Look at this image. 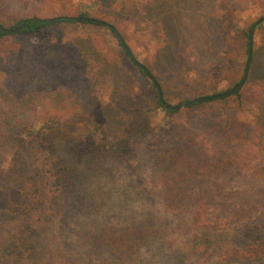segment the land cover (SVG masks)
<instances>
[{
  "label": "rangeland",
  "instance_id": "1",
  "mask_svg": "<svg viewBox=\"0 0 264 264\" xmlns=\"http://www.w3.org/2000/svg\"><path fill=\"white\" fill-rule=\"evenodd\" d=\"M81 14L176 106L241 80L264 0H0L5 29ZM155 93L97 25L1 39L0 239L29 233L34 264H262L264 22L239 95L167 112ZM63 165L71 186L54 194Z\"/></svg>",
  "mask_w": 264,
  "mask_h": 264
},
{
  "label": "trees",
  "instance_id": "2",
  "mask_svg": "<svg viewBox=\"0 0 264 264\" xmlns=\"http://www.w3.org/2000/svg\"><path fill=\"white\" fill-rule=\"evenodd\" d=\"M134 2L138 6L139 5L144 6V5L151 4L152 0H134ZM84 17H85L84 14H81V15H79V17H76V18H84ZM85 18H88L90 20H95V19H92V18H89V17H85ZM98 21H100V20H98ZM87 23H91L93 25H97L100 28H103V29H106V30L110 31V29L107 26L97 24L94 21L80 22L79 24H87ZM77 24L78 23L76 22L75 17H71V16H67V15H57V16H52V17H47V18L28 17V18L20 20L11 29H15V28H17L19 26H22L23 28H22V30L19 33L34 34V33H39L42 30L54 29V28H57V27H69V26H74V25H77ZM6 30H10V29H5L0 24V40L4 39L5 36L7 35V31ZM110 32L112 33V35L116 39V41L118 43V46L121 48V51H122L123 55L128 60L127 54L125 53L124 49L120 45L119 40L115 36V33H113L112 31H110ZM247 33H248V31L245 33L246 55H247ZM137 70L143 77H147L146 75H144V73L141 70H139L138 68H137ZM150 74H151V72H150ZM240 81L241 80H239V82ZM239 82H237L231 89H233L236 85H238ZM240 90L235 92L232 95H239ZM154 96H155V103H156V105L159 108H162L163 110H165L167 112H174V111H172L170 109L165 108L164 106H162L159 103L158 97H157V93H155ZM227 97L228 96L223 97V98H219V99L220 100H225V99H227ZM215 100H210V102L215 101ZM208 102L209 101H204V103H208ZM197 105H201V103L190 105V106H188V108L193 107V106H197ZM119 148H121V147H119ZM86 161L89 162V157L88 156L86 157ZM39 163H42V162L39 161ZM34 168H35V165H34L33 169ZM28 177L29 176H25L23 179L28 178ZM50 177H51V180L53 182H55L56 185H57V191L54 194H64L65 193L64 192L65 188H68L69 186H71L70 185V181H71V178L73 177V172L71 173L68 170V168L65 165H63V166H60L58 168V173H54V172L52 173L51 172ZM19 184H21V182ZM29 184L30 183H28L27 185H29ZM38 198L42 199L43 195H39ZM28 202H29V200L26 199L21 204V207H22V209L20 210L21 212L26 211L28 209V206H29ZM26 217H28V214H25L24 219ZM32 219L33 218H31V219L27 218L26 222L30 223V221H32ZM35 242H36V240L33 239L30 236V234L27 233V232H25L24 234H20L18 232H14L12 235L6 234L5 238L3 237V239H0V264H34L35 262H34L33 258H34V256L38 255L37 243H35ZM96 242L97 243H96L95 247H97V248H100L102 245H104L105 248H108V250L109 249H114V248H119L116 244H113L111 242L105 244L102 239H98ZM109 252L112 253L110 250H109ZM253 254L254 253H250V258H252L253 260H258L262 264H264V255L263 254L259 255V256H255ZM119 262H120V264H126L125 260H122V261L120 260Z\"/></svg>",
  "mask_w": 264,
  "mask_h": 264
},
{
  "label": "water",
  "instance_id": "3",
  "mask_svg": "<svg viewBox=\"0 0 264 264\" xmlns=\"http://www.w3.org/2000/svg\"><path fill=\"white\" fill-rule=\"evenodd\" d=\"M77 23L80 22H87V21H94L97 24L100 25H104L107 26L110 31H112L113 33H115V36L117 37V39L120 42V45L122 46V48L124 49L125 53L127 54L128 60L135 66L137 67L139 70H141L144 75H146L148 77V79L150 80V82L152 83V85L155 88V91L157 93V97H158V101L159 103L164 106L167 109L170 110H179L181 108L193 105V104H197V103H202L204 101H209V100H215V99H219V98H223L229 95L234 94L235 92L239 91L245 81H246V77L248 74V70H249V66L251 63V58H252V45H253V35H254V31L255 29L264 22V16L259 17L254 23L251 24V26L248 29V33H247V55H246V62H245V67H244V74L242 76L241 81L239 82L238 85H236L233 89H230L228 91L222 92V93H217L214 95H208V96H202V97H198V98H194L188 101H185L179 105L176 106H171L165 103L164 99H163V95H162V91L161 88L159 86V84L157 83V81L155 80V78L150 74V72L148 71V69L139 61L136 60V58L134 57V55L132 54L130 48L128 47V45L123 41L122 37L116 32L115 28L112 25H109L103 21H98V20H90L88 18H75ZM22 26H19L15 29H10V30H6L7 34H11V35H15L18 34L21 30H22Z\"/></svg>",
  "mask_w": 264,
  "mask_h": 264
}]
</instances>
